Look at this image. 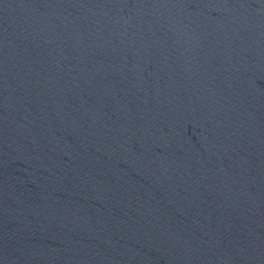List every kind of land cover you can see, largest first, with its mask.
<instances>
[{
  "label": "water",
  "instance_id": "water-1",
  "mask_svg": "<svg viewBox=\"0 0 264 264\" xmlns=\"http://www.w3.org/2000/svg\"><path fill=\"white\" fill-rule=\"evenodd\" d=\"M0 264H264V0H0Z\"/></svg>",
  "mask_w": 264,
  "mask_h": 264
}]
</instances>
